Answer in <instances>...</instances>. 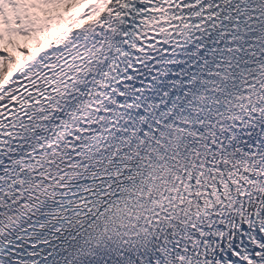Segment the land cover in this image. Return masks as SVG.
Listing matches in <instances>:
<instances>
[{
	"label": "snow or ice",
	"instance_id": "1",
	"mask_svg": "<svg viewBox=\"0 0 264 264\" xmlns=\"http://www.w3.org/2000/svg\"><path fill=\"white\" fill-rule=\"evenodd\" d=\"M0 264H264V0H0Z\"/></svg>",
	"mask_w": 264,
	"mask_h": 264
}]
</instances>
